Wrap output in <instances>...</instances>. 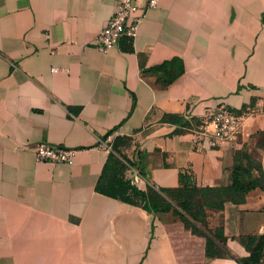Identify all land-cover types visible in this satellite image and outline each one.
<instances>
[{"label":"crops","instance_id":"1","mask_svg":"<svg viewBox=\"0 0 264 264\" xmlns=\"http://www.w3.org/2000/svg\"><path fill=\"white\" fill-rule=\"evenodd\" d=\"M114 10L0 0V264H242L258 245L264 256V189L203 207L195 224L217 236L214 257L177 202L147 212L96 191L112 152L100 144L114 142L120 177L138 170L135 186L167 199L184 174L230 188L236 152L264 177V0H159L134 40L104 54L96 36ZM221 103L242 114L236 138L196 143L185 118ZM37 143L77 152L38 163Z\"/></svg>","mask_w":264,"mask_h":264},{"label":"built area","instance_id":"2","mask_svg":"<svg viewBox=\"0 0 264 264\" xmlns=\"http://www.w3.org/2000/svg\"><path fill=\"white\" fill-rule=\"evenodd\" d=\"M159 0H115V10L96 36V47L104 54L113 49L121 38L134 40L142 21L149 10L157 7ZM53 73L57 70L52 68ZM195 135L196 143L214 146L236 138L242 121V114L237 113L228 105L221 103L213 110L206 112L199 119L185 118ZM208 127L212 128L209 133ZM103 146L111 151V144ZM38 163L66 164L70 163L77 150L52 146L45 143L33 144L29 147ZM142 177L138 170L130 178L131 185L139 184Z\"/></svg>","mask_w":264,"mask_h":264},{"label":"trees","instance_id":"3","mask_svg":"<svg viewBox=\"0 0 264 264\" xmlns=\"http://www.w3.org/2000/svg\"><path fill=\"white\" fill-rule=\"evenodd\" d=\"M187 127H190V124L186 121L185 124L181 126V128L183 129ZM117 153L118 152H117L116 143L114 142L112 146V152L108 156V160L104 166L102 176L96 187V191L104 196H107L113 199H120L127 204L141 207L147 212L163 211L162 208L157 207V205L155 204L157 202H153V200L149 198L146 192L139 190L136 186L131 185L129 182H126L120 177L119 172L123 168V164L121 161H118L117 159H115ZM239 156H241V158L245 159L246 161L255 163L256 167L254 168L260 173L261 184H252L251 186L244 187L243 183L239 181V177H242V171H241L242 169L240 167L241 163L239 160ZM234 162H235V165H234V171H233L232 186L230 188L214 189V190H220V191L233 190L235 191L236 194L242 195L241 198L238 200L227 198V201H231L232 203H240L244 200L243 199L244 195L250 192L251 190H254L256 188L264 189V177L262 173V167L260 166V164L252 160L248 154L244 152H241V153L236 152L234 156ZM103 180L104 182H106L105 185L102 184ZM180 184L182 185V189L173 193V195L172 194L168 195V201L170 199V201L178 203L180 211L184 213L188 217V219L191 221V224L189 225V227H186V226L185 227L188 229H191L193 233L201 235L205 238L206 255L208 257H214L218 255L212 252L213 249L217 250L215 240H214V239H218L217 236L211 234L208 230H206V233L203 232L201 230L202 228H198V226H196L195 224V223H200V227L203 226L204 224L203 210H202V213L200 214V217H197V216L193 217L190 214H186V211H185L186 207L184 206V204H186L187 202L191 203L197 197V195H194V194H196L197 190L199 189H197L192 184L189 176H187L186 174L180 175ZM193 191L195 192L194 194H193ZM187 194H190V195H187ZM168 201L167 203L169 204V207H167L165 211H168L169 208L171 207ZM222 202L224 201L222 200ZM158 203L159 204L164 203V201L161 200ZM203 207H205V205ZM221 207H216V208L220 209ZM260 249L261 247L260 245H258L253 250L252 255L248 259V261L247 260L242 261V264H264V256H262L259 253Z\"/></svg>","mask_w":264,"mask_h":264},{"label":"rangeland","instance_id":"4","mask_svg":"<svg viewBox=\"0 0 264 264\" xmlns=\"http://www.w3.org/2000/svg\"><path fill=\"white\" fill-rule=\"evenodd\" d=\"M239 160L241 163L240 167L242 169L241 170L242 177H239V181L243 183V186L248 187V186H251L252 184H261L260 173L254 168L256 167L255 163L246 161L245 159L241 158V156H239ZM144 192L147 193V195L149 196L151 200H153V202H157L155 204L157 205V207L162 208L163 211H165V209L169 207V204L167 203L168 199L164 195L154 190H150V189H145ZM194 193L195 192L193 191V194ZM187 195H190V194H187ZM194 195H197V197L191 203L187 202L186 204H184V206L186 207V210H185L186 214H190L193 217L195 216L200 217V214L202 213L204 205L210 206L212 208L221 207V205H223L224 203L222 202V200L227 201V198L238 200L242 196V195L236 194L235 191L233 190L220 191V190H214V189L213 190L211 189L197 190V193ZM161 200L164 201V203L159 204L158 202ZM174 213L180 216V218L184 221L186 227H189V225L191 224V221L188 219V217L184 213L182 212L180 213L178 210H174ZM212 252L216 254L219 253L216 249H213Z\"/></svg>","mask_w":264,"mask_h":264}]
</instances>
